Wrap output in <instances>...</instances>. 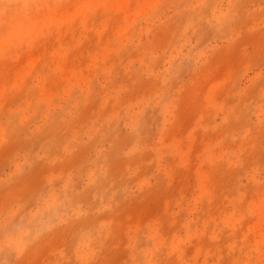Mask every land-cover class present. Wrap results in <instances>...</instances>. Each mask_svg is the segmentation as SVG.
<instances>
[{
  "label": "rangeland",
  "instance_id": "374dc122",
  "mask_svg": "<svg viewBox=\"0 0 264 264\" xmlns=\"http://www.w3.org/2000/svg\"><path fill=\"white\" fill-rule=\"evenodd\" d=\"M0 264H264V0H0Z\"/></svg>",
  "mask_w": 264,
  "mask_h": 264
}]
</instances>
